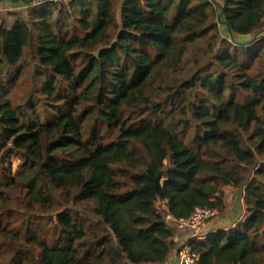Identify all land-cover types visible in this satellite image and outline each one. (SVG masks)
I'll use <instances>...</instances> for the list:
<instances>
[{
	"label": "trees",
	"instance_id": "obj_1",
	"mask_svg": "<svg viewBox=\"0 0 264 264\" xmlns=\"http://www.w3.org/2000/svg\"><path fill=\"white\" fill-rule=\"evenodd\" d=\"M20 1L25 17L0 22V201L10 151L35 205L66 202L54 244L31 233L14 264H162L182 244L168 217L219 213L226 185L245 221L189 249L264 264V0H119V20L115 0Z\"/></svg>",
	"mask_w": 264,
	"mask_h": 264
},
{
	"label": "rangeland",
	"instance_id": "obj_2",
	"mask_svg": "<svg viewBox=\"0 0 264 264\" xmlns=\"http://www.w3.org/2000/svg\"><path fill=\"white\" fill-rule=\"evenodd\" d=\"M115 4L117 6V19L119 20V0H115ZM2 14L3 15H0V20L4 21V17L6 18V21L9 20V18L6 17V12H3ZM262 29H264V27ZM262 33L263 32L254 35L255 38L259 39ZM224 36L225 35H222V38ZM228 41L231 42L230 40ZM193 51L194 48L190 47V55H188L191 56V52ZM79 57L80 56H78L74 61L77 65L79 64ZM187 59H189V57H187ZM256 65L257 64H255V66ZM31 68L32 65L30 64L29 72H26L22 78V80L26 79L25 81L29 87L31 86ZM187 74V72H184V75ZM11 94L12 99H15V101L18 103L19 99L23 98L24 96L21 88H16L12 90ZM92 124V122H89L88 124H83L86 133L89 131L90 125ZM95 126L96 128H99L101 125L100 123H96ZM7 163L11 165L12 174L14 176V183L8 188H3L4 199L0 201V230H17V234L20 238V241L16 242L11 241L10 239L0 238V264H14V259L11 260L12 255L14 254L15 250L19 248L20 244L22 246L26 243V237L31 233H35L39 239H44L51 245L54 244L57 237L54 225L55 215L57 212L62 210V208L64 207V203L66 202L65 198L53 195L51 197V200L49 201V205L46 208H42L38 205H35L29 193V178L32 176L33 172L27 170V167L23 163L22 159L16 153H11L10 151L3 152V164L6 165ZM254 176L264 182V175L257 176V173L254 172ZM118 180L122 183L125 182L124 179L120 177L118 178ZM224 187L227 188V185L222 187V200L225 198V193L223 191ZM231 188L235 189L236 187L231 186ZM158 205L162 209L164 208L163 202H159ZM28 223H30V226H32L31 229L33 231L26 232Z\"/></svg>",
	"mask_w": 264,
	"mask_h": 264
},
{
	"label": "crops",
	"instance_id": "obj_3",
	"mask_svg": "<svg viewBox=\"0 0 264 264\" xmlns=\"http://www.w3.org/2000/svg\"><path fill=\"white\" fill-rule=\"evenodd\" d=\"M27 7L28 5L22 3L20 0H0V15H3L2 13L6 12V17L9 18V20L6 21V18L4 17V21L0 20V22L3 21L7 26L11 25L16 17H25ZM223 191L225 193L223 208L213 219L205 222L196 231L175 229L174 241L178 243V246L181 243H187L193 238H202L215 229H226L245 221L247 211L243 202V191H238L236 188L233 189L229 185H227V188L224 187ZM168 219L172 220V222L174 221L173 218L168 217ZM176 249L171 252L169 257L162 264H173Z\"/></svg>",
	"mask_w": 264,
	"mask_h": 264
},
{
	"label": "built area",
	"instance_id": "obj_4",
	"mask_svg": "<svg viewBox=\"0 0 264 264\" xmlns=\"http://www.w3.org/2000/svg\"><path fill=\"white\" fill-rule=\"evenodd\" d=\"M55 3H65L71 0H49ZM31 2H42L41 0H31ZM33 3V4H34ZM218 214V211L213 208L199 207L195 208L191 215L187 218L174 219L173 224L179 230L196 231L205 222L210 221ZM173 264H197L196 257L189 249L188 243H182L176 250Z\"/></svg>",
	"mask_w": 264,
	"mask_h": 264
},
{
	"label": "water",
	"instance_id": "obj_5",
	"mask_svg": "<svg viewBox=\"0 0 264 264\" xmlns=\"http://www.w3.org/2000/svg\"><path fill=\"white\" fill-rule=\"evenodd\" d=\"M41 1H46V0H41ZM264 30H260L257 34H259L260 32H263ZM256 34V35H257ZM242 38V36H240V39ZM254 38H255V36H254Z\"/></svg>",
	"mask_w": 264,
	"mask_h": 264
}]
</instances>
